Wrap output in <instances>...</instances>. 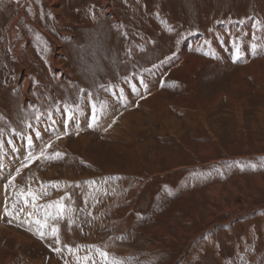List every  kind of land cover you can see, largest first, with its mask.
Segmentation results:
<instances>
[{
    "label": "rangeland",
    "instance_id": "374dc122",
    "mask_svg": "<svg viewBox=\"0 0 264 264\" xmlns=\"http://www.w3.org/2000/svg\"><path fill=\"white\" fill-rule=\"evenodd\" d=\"M17 1L0 264H264V0H33L9 31Z\"/></svg>",
    "mask_w": 264,
    "mask_h": 264
},
{
    "label": "snow or ice",
    "instance_id": "6c2138e0",
    "mask_svg": "<svg viewBox=\"0 0 264 264\" xmlns=\"http://www.w3.org/2000/svg\"><path fill=\"white\" fill-rule=\"evenodd\" d=\"M251 48H252V50L254 51V50H255V45H252ZM235 54H236L237 59H238V58H239V49L236 50V53H235ZM77 107H78V106H77ZM89 107H90V112H91V120H92V121H95V120H96V113H97L98 111H100V110L106 108L107 105H101V109H98V108L96 107V105L91 104V102L89 101ZM69 111H71V106H69L68 109L65 110V114L67 115ZM88 127H89V128L93 127V123H89V124H88ZM58 138H59V137H58ZM29 143H31V140H29ZM40 155H41V157H43V156H44V153L41 152ZM60 156H61L60 153H58V152L55 153V157L58 158V157H60ZM37 158L39 159V157H37ZM33 200H35V196H33ZM63 210H64L63 205H62V204L59 205V206H58V213H62ZM36 223L40 226L41 229H43V228L46 226L44 223H42V222L39 221V220H37ZM57 232H58V229H57L56 227H52V229H51V234H52L53 238H55V239H54V242H55V243H59V242H60L59 239L56 238V237H57ZM39 235H40L41 237H43V236L45 235V232H44V231H40V232H39ZM56 251L59 252L60 249H56ZM70 251H71V250H70ZM95 251H96L97 254H98V255L104 260L105 264H120L119 261H109V260H108V254H107L106 252H104V251H102V250H99V249H95Z\"/></svg>",
    "mask_w": 264,
    "mask_h": 264
},
{
    "label": "bare ground",
    "instance_id": "6f19581e",
    "mask_svg": "<svg viewBox=\"0 0 264 264\" xmlns=\"http://www.w3.org/2000/svg\"><path fill=\"white\" fill-rule=\"evenodd\" d=\"M40 1V0H39ZM52 9H53V11H54V13H55V16H56V18H57V16H61V15H63V13H61V10H60V12H59V10H58V8H55L54 6L55 5H57V4H59L60 3V1L61 0H44ZM43 1V2H44ZM64 1H66V0H64ZM18 2V4H20L19 6H20V8H19V12L18 13H16V15L13 17V19H12V21H11V24H10V29H9V31H13V29H14V26L16 25V23L18 22V20H20L22 17H25V16H22L23 15V11L25 10V7H28L27 5H30L31 7L32 6H34V3L35 2H33V0H18L17 1ZM42 2V3H43ZM65 3V2H64ZM46 4V5H47ZM102 4H107L106 6H108V8H109V10H110V13H112L113 15V17H116V11L114 12V10L112 9V4H111V2H110V0H103L102 1ZM60 5V4H59ZM18 6V7H19ZM66 5L64 4V7H65ZM105 6V5H104ZM48 7V6H47ZM124 8V7H123ZM62 9V8H61ZM18 10V9H17ZM38 9H37V7L36 6H34V10H32V9H30L29 10V16L31 15V18H34L35 19V25L36 26H38L39 27V29L40 30H42V28L39 26V25H37L36 23H37V21L39 20V19H37V16H38V11H37ZM43 10H44V8H43ZM42 10V11H43ZM50 11V10H49ZM53 11H52V14H53ZM25 12V11H24ZM67 14V13H66ZM68 15V14H67ZM54 16V15H53ZM118 17V16H117ZM20 18V19H19ZM114 19V18H113ZM70 23V22H69ZM161 23V22H160ZM134 24V23H133ZM23 25V24H22ZM20 26V25H19ZM118 26V25H117ZM125 26V25H124ZM16 27V26H15ZM28 28V27H27ZM23 29V28H22ZM122 29V28H121ZM44 30V29H43ZM124 30V29H123ZM122 30V31H123ZM121 31V30H120ZM144 36V35H143Z\"/></svg>",
    "mask_w": 264,
    "mask_h": 264
},
{
    "label": "clouds",
    "instance_id": "9594fccd",
    "mask_svg": "<svg viewBox=\"0 0 264 264\" xmlns=\"http://www.w3.org/2000/svg\"><path fill=\"white\" fill-rule=\"evenodd\" d=\"M100 71L98 66H94V65H87L85 68V71L88 73H91L92 71Z\"/></svg>",
    "mask_w": 264,
    "mask_h": 264
}]
</instances>
